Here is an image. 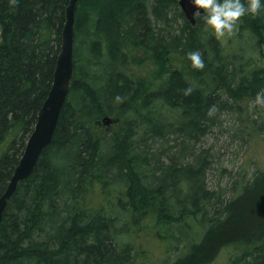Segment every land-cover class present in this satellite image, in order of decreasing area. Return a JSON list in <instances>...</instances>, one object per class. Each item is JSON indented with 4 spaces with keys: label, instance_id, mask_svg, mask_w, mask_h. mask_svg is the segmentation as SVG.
I'll use <instances>...</instances> for the list:
<instances>
[{
    "label": "trees",
    "instance_id": "1",
    "mask_svg": "<svg viewBox=\"0 0 264 264\" xmlns=\"http://www.w3.org/2000/svg\"><path fill=\"white\" fill-rule=\"evenodd\" d=\"M69 1L0 0V196L52 86ZM261 5L218 40L204 13L192 26L177 0H78L68 95L2 213L0 264H138L141 230L164 251L182 244L162 264H212L222 254L227 264H264V172L213 190L215 155L204 146L236 104L264 95V65L246 71L231 50L244 35L264 45ZM197 51L202 70L188 59ZM170 56L185 64L170 68ZM141 67L148 78L134 76ZM104 116L119 118L116 137L94 134Z\"/></svg>",
    "mask_w": 264,
    "mask_h": 264
},
{
    "label": "rangeland",
    "instance_id": "2",
    "mask_svg": "<svg viewBox=\"0 0 264 264\" xmlns=\"http://www.w3.org/2000/svg\"><path fill=\"white\" fill-rule=\"evenodd\" d=\"M205 26V25H204ZM246 41L231 43V50L237 57L243 56L241 63L246 71H251L264 65V45L259 50L255 46V40L251 41L248 36ZM264 39V36H263ZM264 41V40H263ZM261 53H260V52ZM137 55L135 56L136 59ZM135 64L136 61H134ZM185 61L180 56H170L169 67L180 68ZM148 69L153 67L152 61L146 64ZM134 76L149 77L146 67L135 68ZM264 83V80L263 82ZM200 85V84H199ZM203 86V83L200 85ZM254 99H243L237 105V113L224 115L223 128L232 133L239 131L238 137L232 136L228 139V133L224 130L214 129L213 136L205 138L204 146L209 148V152L215 155V162L208 175L209 187L213 190L224 189L228 186L229 176H249L255 171L264 172V104H255ZM236 108V107H235ZM109 118L110 123L103 119ZM116 116L101 117L94 126V134L97 138L104 136L116 137L119 123ZM133 242L137 252H134L138 264H162V259L174 260L182 248V244L177 242L170 244V250L164 251L163 246L167 245L164 241L156 238L148 230H141L137 235H133ZM228 259L225 254L219 256L212 264H227Z\"/></svg>",
    "mask_w": 264,
    "mask_h": 264
},
{
    "label": "water",
    "instance_id": "3",
    "mask_svg": "<svg viewBox=\"0 0 264 264\" xmlns=\"http://www.w3.org/2000/svg\"><path fill=\"white\" fill-rule=\"evenodd\" d=\"M77 1L70 0L66 8V21L62 32L61 50L57 58L52 86L38 112L36 124L26 142L23 154L4 192L0 196V220L6 204L16 190L18 183L27 179L32 174L41 151L53 138L73 76L74 23ZM177 3L185 19L192 26L196 23L195 13L199 12L200 15L204 13L203 9H197L194 6L192 0H177ZM103 120L107 124L111 121L109 118H104Z\"/></svg>",
    "mask_w": 264,
    "mask_h": 264
},
{
    "label": "clouds",
    "instance_id": "4",
    "mask_svg": "<svg viewBox=\"0 0 264 264\" xmlns=\"http://www.w3.org/2000/svg\"><path fill=\"white\" fill-rule=\"evenodd\" d=\"M197 9H203V20L206 30L210 29L213 35L218 39H224L226 36H232L238 29V22L246 13L256 15L260 12L261 0H247V6L241 0H192ZM10 4L15 5L16 0H10ZM195 16H200L199 12ZM188 59L194 69L202 70L204 62L201 54L190 52ZM192 87L184 90V95H191ZM124 98L117 95L114 98L115 103H123ZM255 104H264V95L258 94L254 100ZM215 106L209 109L207 115L212 116L215 112Z\"/></svg>",
    "mask_w": 264,
    "mask_h": 264
}]
</instances>
